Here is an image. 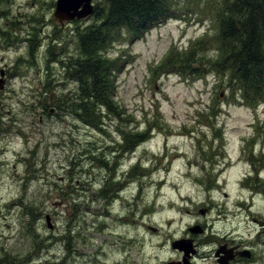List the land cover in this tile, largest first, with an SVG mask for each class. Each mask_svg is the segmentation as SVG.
<instances>
[{"label": "rangeland", "instance_id": "rangeland-1", "mask_svg": "<svg viewBox=\"0 0 264 264\" xmlns=\"http://www.w3.org/2000/svg\"><path fill=\"white\" fill-rule=\"evenodd\" d=\"M219 1L180 0L175 12L184 19L163 21L133 43L117 35L107 55L125 61L114 83L118 113L91 120L60 59L84 61L77 32L95 19L61 27L56 0H0V66L9 74L0 93V261L7 254L16 258L9 264H168L179 258L171 243L185 226L204 215L212 221L221 209L227 219L215 228L251 253L240 264H264V104L252 110L234 102L228 79L209 69L203 79L171 73L176 53L203 34L213 37L210 14ZM95 5L105 9L106 1ZM198 56L192 68L216 59L211 51ZM121 119L134 133L150 131L128 160ZM215 162L225 166L212 172ZM246 173L253 176L243 182L247 190L238 186Z\"/></svg>", "mask_w": 264, "mask_h": 264}, {"label": "trees", "instance_id": "trees-1", "mask_svg": "<svg viewBox=\"0 0 264 264\" xmlns=\"http://www.w3.org/2000/svg\"><path fill=\"white\" fill-rule=\"evenodd\" d=\"M105 1V9L94 11L96 20L93 25L77 32L76 36V45L81 55H84V61L74 63L73 67H77V70L73 71L79 81V95L86 92L88 97V104L84 103L83 109L89 113L91 120L97 119L99 112H107L112 108L118 113V105L113 100L114 83L116 76L124 68L125 61L120 62L119 57L112 61L107 55L110 45L118 39L117 35L120 37L123 32L127 33L129 36L126 40L132 43L145 31L163 21L184 19L179 12H175L179 10L177 5L180 0ZM190 10L192 8H185L186 13ZM194 12L196 11L193 9L192 13ZM210 18L214 29L213 37L203 34L199 39L190 41L185 47L186 53L178 52L175 59L172 58L171 73L197 77L208 74V69L214 71L228 79L231 84L230 97L234 102L256 109L264 104V0H220ZM198 51H211L216 54V59L209 66L206 65L207 68L200 65L192 68L199 61ZM168 57L169 54L159 69L162 70ZM215 112L212 111L213 117L210 119H214ZM121 120L129 135L135 134L140 139L138 143L141 139H146L145 134L149 130L144 134H139V130L134 133L130 120ZM203 121L201 123L206 125L210 123ZM214 133L216 134L215 131ZM122 134L125 135L127 144V135ZM15 260V257L5 254L0 262L9 264Z\"/></svg>", "mask_w": 264, "mask_h": 264}, {"label": "flooded vegetation", "instance_id": "flooded-vegetation-1", "mask_svg": "<svg viewBox=\"0 0 264 264\" xmlns=\"http://www.w3.org/2000/svg\"><path fill=\"white\" fill-rule=\"evenodd\" d=\"M93 5L95 6V0L93 1ZM54 13V12H53ZM92 16L88 17L91 18ZM54 18V17H53ZM61 21H57L56 22L63 27L65 23L68 22H73V21H83V20H79L77 18H73V19H68L66 17V15H64V17H59ZM86 18V19H88ZM84 19V20H86ZM30 54H32V51H30ZM68 61H70L67 58ZM73 63H69V64H65L63 61V58L60 59V65H63L60 68V71L65 68L66 72L64 74V78H71L72 80L76 81L78 86H79V81L76 79L75 73L72 69L73 67ZM59 71V72H60ZM8 69L5 66H0V93L3 94L6 91L7 85H8ZM20 85V84H18ZM18 87V91L20 92L22 89L21 87ZM1 94H0V116L2 114V107H3V101L1 100ZM82 122L85 123L84 120H81ZM18 136L21 135L19 132L16 133ZM121 135V137H120ZM115 134L112 135L114 138H116L117 136L122 138V145L120 144V148L123 152L124 155H126V153H129L128 155H126V159L128 160L129 158L132 159L136 153H137V149L138 147L143 144L146 140L145 139H141L142 141L140 143H138V140H140L135 134L133 135H127V141L128 143L125 144V135L124 134ZM136 136V137H135ZM138 138V139H137ZM213 142L216 140V137L213 138ZM133 143V144H132ZM140 159L142 158L145 161V158L140 155L139 156ZM217 156L214 157V159ZM160 159L159 158H152L149 160V162L154 163H160ZM17 162H21L19 159ZM135 163H137V160H135V162H133L134 165H129L131 169H138V164L135 165ZM220 163H212V172L215 168H217ZM187 165L189 167H192V165H196L193 162H187ZM220 165H224L225 164H220ZM223 166V167H224ZM162 171L164 173L167 172V170L164 168L162 169ZM217 189H222L221 187H217ZM221 194L225 197L226 194H224V192H221ZM225 199V198H224ZM226 200V199H225ZM239 207V206H238ZM205 211L208 213L210 211V209H206ZM221 209H215V215L216 218L212 221H207V218H205L207 215H204L202 217V215H200L202 218L200 221H197V219L193 220L194 223H190L187 226H185V229L183 230L181 236L177 239V240H184V241H190V251L189 253H185L183 250H178V249H173L171 246V249L173 251H175L176 253H178L179 258L177 260H174V263H182V264H197V261H207L208 258L211 259V263L212 264H220L219 261H221L224 257L227 256H231V259L226 261L225 264H240L242 262H246L247 259H250L251 253L249 251V249H247L245 246H241L240 244H234L230 233L227 232H220V230H217L215 228V225L218 224H223L225 222V220L227 219L226 217L223 216ZM252 223H257L256 221H252ZM258 234L260 235V233L264 236V222L261 223L260 227H258ZM174 241V240H172ZM172 244V243H171ZM203 248L207 250V252H203ZM242 250H248L249 251V255L248 257H245L246 255H242ZM67 251V257L69 255V249L68 247L66 248ZM65 261L63 260V263Z\"/></svg>", "mask_w": 264, "mask_h": 264}, {"label": "water", "instance_id": "water-1", "mask_svg": "<svg viewBox=\"0 0 264 264\" xmlns=\"http://www.w3.org/2000/svg\"><path fill=\"white\" fill-rule=\"evenodd\" d=\"M79 8H81V10H79ZM92 11H93V7L91 6V0H57L54 16L59 20H60L59 17H64V15H66L68 19H73L74 17L80 19L87 17L92 13ZM200 214H202V212H200ZM45 220L48 229H51V225L49 223V217L46 216ZM151 231H153V229H151ZM171 246L173 249L183 250L185 253H189L190 251V241L177 240L172 242ZM242 255H248V252L244 251ZM230 259L231 256L224 257L221 261H219V263L225 264L226 261ZM168 264H182V263L170 262Z\"/></svg>", "mask_w": 264, "mask_h": 264}]
</instances>
